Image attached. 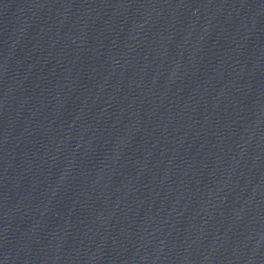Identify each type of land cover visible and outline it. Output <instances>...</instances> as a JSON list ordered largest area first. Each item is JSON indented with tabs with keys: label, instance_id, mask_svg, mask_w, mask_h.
<instances>
[{
	"label": "water",
	"instance_id": "95a60500",
	"mask_svg": "<svg viewBox=\"0 0 264 264\" xmlns=\"http://www.w3.org/2000/svg\"><path fill=\"white\" fill-rule=\"evenodd\" d=\"M0 264H264V0H0Z\"/></svg>",
	"mask_w": 264,
	"mask_h": 264
}]
</instances>
